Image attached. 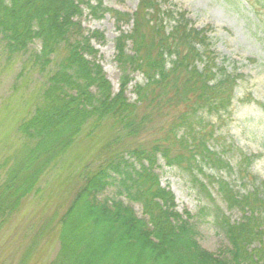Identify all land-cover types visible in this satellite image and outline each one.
Listing matches in <instances>:
<instances>
[{
    "label": "trees",
    "instance_id": "obj_1",
    "mask_svg": "<svg viewBox=\"0 0 264 264\" xmlns=\"http://www.w3.org/2000/svg\"><path fill=\"white\" fill-rule=\"evenodd\" d=\"M95 1L0 0V43L7 58L28 53L38 42L31 62L42 72L51 69L41 101L17 124L19 149L2 164L0 229L23 200L38 192L41 176L86 126L93 131L111 122L118 143L122 136L138 137L166 109L175 108L166 127L173 140L153 136L120 147L93 169L85 167L81 186L54 225L58 252L49 264H264L260 185L239 192L212 176L209 183L226 206L242 212L231 221L197 177L206 169H232L223 153L210 146L214 131L204 122L217 121L230 108L237 81L245 76L240 60L220 57L212 47V27L195 26L174 2L138 0L128 14ZM84 11L93 17L108 11L118 22H132L128 32L121 30L113 40L120 70L116 92L95 58L92 41L103 43V33L84 31L79 21ZM260 28L264 36V23ZM132 72L143 79L132 87L134 101L126 96ZM242 158L239 169L247 172L253 156ZM159 159L185 168L209 204L195 213L179 210L171 189L160 182ZM208 216L227 242L219 255L197 239Z\"/></svg>",
    "mask_w": 264,
    "mask_h": 264
},
{
    "label": "rangeland",
    "instance_id": "obj_2",
    "mask_svg": "<svg viewBox=\"0 0 264 264\" xmlns=\"http://www.w3.org/2000/svg\"><path fill=\"white\" fill-rule=\"evenodd\" d=\"M103 7L131 14L138 0H100ZM186 10L195 26L210 25L212 47L220 57L240 60L244 78L237 81L231 106L221 118L212 122L205 120V127L214 131L210 146L223 153V158L232 168L229 172L204 170L198 178L205 183L217 205L231 220H238L242 212L229 209L216 186L209 181L220 176L233 186L235 191H250L260 185L264 194V36L260 23H264V0H169ZM96 1L91 0V5ZM112 12H101L93 17L86 11L79 17L85 32L103 33L104 42L92 41L96 48L95 58L101 64L106 77L116 92L119 87L120 70L114 61V38L122 30L128 32L132 22H118ZM39 49L38 42L30 46L26 54L11 59L0 43V181L5 174L2 166L9 156L19 149L22 139L16 132L17 124L29 116L41 101V93L50 67L43 72L31 62V54ZM131 82L126 96L134 101L132 92L135 82L143 79L137 72L130 73ZM180 107L179 110H182ZM178 109L168 108L148 125L138 137H124L114 141L116 128L107 121L93 129L86 126L72 147L57 163L40 178L38 192L23 200L20 209L0 229V264H49L58 252L55 223L70 204L82 184L86 166L95 168L105 157L122 146L146 143L153 136L173 140L166 130L168 120ZM116 143V144H115ZM253 156L247 172L239 169L242 156ZM160 182L171 189L179 210L197 212L209 201L205 192L191 182L192 175L183 167L165 165L158 160ZM209 176V178H208ZM256 179L255 183L252 182ZM136 208V207H135ZM138 210V208H136ZM199 244L219 255L227 242L211 223L208 216L199 227ZM226 250H224L223 254Z\"/></svg>",
    "mask_w": 264,
    "mask_h": 264
}]
</instances>
